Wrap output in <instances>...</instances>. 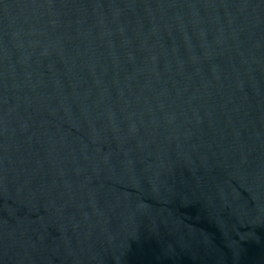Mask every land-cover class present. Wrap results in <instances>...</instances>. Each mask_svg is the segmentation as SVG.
Masks as SVG:
<instances>
[{"label":"water","instance_id":"water-1","mask_svg":"<svg viewBox=\"0 0 264 264\" xmlns=\"http://www.w3.org/2000/svg\"><path fill=\"white\" fill-rule=\"evenodd\" d=\"M0 264H264V0H0Z\"/></svg>","mask_w":264,"mask_h":264}]
</instances>
